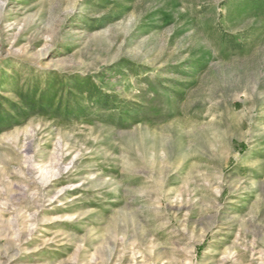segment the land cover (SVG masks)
Returning <instances> with one entry per match:
<instances>
[{
    "label": "rangeland",
    "instance_id": "obj_1",
    "mask_svg": "<svg viewBox=\"0 0 264 264\" xmlns=\"http://www.w3.org/2000/svg\"><path fill=\"white\" fill-rule=\"evenodd\" d=\"M0 0V264H264V0Z\"/></svg>",
    "mask_w": 264,
    "mask_h": 264
},
{
    "label": "trees",
    "instance_id": "obj_2",
    "mask_svg": "<svg viewBox=\"0 0 264 264\" xmlns=\"http://www.w3.org/2000/svg\"><path fill=\"white\" fill-rule=\"evenodd\" d=\"M257 1H258V0H253L252 3H253V4H256Z\"/></svg>",
    "mask_w": 264,
    "mask_h": 264
}]
</instances>
